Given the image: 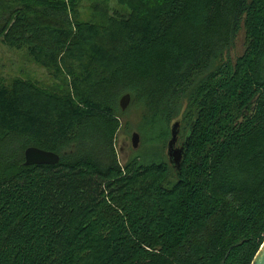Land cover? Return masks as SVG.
Segmentation results:
<instances>
[{
  "label": "trees",
  "instance_id": "trees-1",
  "mask_svg": "<svg viewBox=\"0 0 264 264\" xmlns=\"http://www.w3.org/2000/svg\"><path fill=\"white\" fill-rule=\"evenodd\" d=\"M82 1L0 0V41L69 90L0 76V264H251L264 241V0H114L125 14L86 0V18ZM125 93L159 157L119 160ZM178 117L179 168L164 153ZM28 146L59 160L26 165Z\"/></svg>",
  "mask_w": 264,
  "mask_h": 264
},
{
  "label": "rangeland",
  "instance_id": "rangeland-1",
  "mask_svg": "<svg viewBox=\"0 0 264 264\" xmlns=\"http://www.w3.org/2000/svg\"><path fill=\"white\" fill-rule=\"evenodd\" d=\"M68 1V0H66ZM108 12L112 14H125L128 11L127 5H122L117 1L111 0L107 4ZM81 15L86 18L91 16L92 7L90 2L83 0L80 6ZM243 35L242 33L236 38V45L232 50V55L236 56L243 50ZM0 76L4 82H9L14 77H21L28 79L33 83L46 88L47 90H53L58 93H63L62 91H67L68 87L65 84V79H55L52 78L48 72L41 67L39 64L35 63L27 54L25 49H12L8 48L0 41ZM69 91V90H68ZM119 104V102H118ZM120 107V105H119ZM121 109V108H120ZM122 110V109H121ZM142 106L138 103H132V99L124 111L123 117L121 118L122 126L118 131L116 136L114 146L118 154V158L121 162L130 158V156L139 154L150 153L153 158L159 157L162 154V148L157 142L148 147V149H143L145 142L142 139L141 134V118H142ZM180 117L174 119L179 120ZM171 123V124H172ZM171 127V126H170ZM137 132L139 134V139L137 146H132V133ZM151 135V133H149ZM185 131L181 126H179V133L177 139V145H179L184 140ZM166 144V142H165ZM165 156H167V144L164 147ZM168 158V157H167Z\"/></svg>",
  "mask_w": 264,
  "mask_h": 264
},
{
  "label": "water",
  "instance_id": "water-1",
  "mask_svg": "<svg viewBox=\"0 0 264 264\" xmlns=\"http://www.w3.org/2000/svg\"><path fill=\"white\" fill-rule=\"evenodd\" d=\"M130 102V94L125 93L121 96L119 100V105L122 110L126 109ZM179 120H175L171 124L170 138L167 141V157L171 165L179 168L180 162L184 156V150L187 144L186 135L184 140L177 145L178 133H179ZM139 139V134L137 132L132 133V146L136 147ZM59 155L55 152L48 151L36 146H28L24 150V163L26 165L35 164H48L54 165L58 162ZM251 264H264V241L261 244L259 250L254 256Z\"/></svg>",
  "mask_w": 264,
  "mask_h": 264
}]
</instances>
